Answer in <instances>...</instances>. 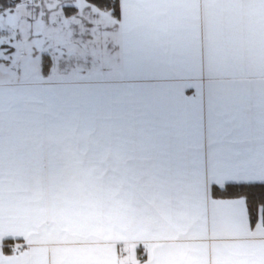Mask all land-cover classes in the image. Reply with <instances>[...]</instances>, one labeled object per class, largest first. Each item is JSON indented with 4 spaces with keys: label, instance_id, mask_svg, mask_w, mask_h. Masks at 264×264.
<instances>
[{
    "label": "crops",
    "instance_id": "obj_1",
    "mask_svg": "<svg viewBox=\"0 0 264 264\" xmlns=\"http://www.w3.org/2000/svg\"><path fill=\"white\" fill-rule=\"evenodd\" d=\"M89 12L88 51L0 81V264H264L261 218L210 192L264 183V0Z\"/></svg>",
    "mask_w": 264,
    "mask_h": 264
},
{
    "label": "rangeland",
    "instance_id": "obj_2",
    "mask_svg": "<svg viewBox=\"0 0 264 264\" xmlns=\"http://www.w3.org/2000/svg\"><path fill=\"white\" fill-rule=\"evenodd\" d=\"M19 2L14 10H0V81L4 83L14 82L20 79L21 75L23 79H38L40 61L31 56L35 49L55 53L56 45L68 40L76 51L83 53L88 51L92 41L90 36L94 30L98 31L93 23L99 22L98 18L90 15L89 11L93 10L96 14L107 18L111 16L110 13L91 6L86 0H19ZM64 6L77 7L81 13L85 11L83 15L77 17L78 25L72 29L68 28V22L62 11ZM87 15H90L89 22L82 23L88 18ZM102 35L109 36V30L103 28ZM92 52L94 53L93 49ZM109 53L108 49H103V54ZM78 58V54L72 57V64L77 63ZM95 62V60L90 62L83 59L81 65L88 69ZM63 66L58 68L60 72ZM56 72L57 68L54 70V75ZM67 72L74 73L71 67ZM71 76L78 75L71 74Z\"/></svg>",
    "mask_w": 264,
    "mask_h": 264
},
{
    "label": "trees",
    "instance_id": "obj_3",
    "mask_svg": "<svg viewBox=\"0 0 264 264\" xmlns=\"http://www.w3.org/2000/svg\"><path fill=\"white\" fill-rule=\"evenodd\" d=\"M90 5L95 6L103 12L110 13L114 18L120 19V0H86ZM19 0H0V10H14ZM77 13L76 7H65L64 12L67 16L70 13ZM53 60L50 55L42 56V74L48 77L51 73ZM211 195L217 199H243L246 203L248 215L252 225H255L261 218L264 225V183H240L228 184L225 187H211Z\"/></svg>",
    "mask_w": 264,
    "mask_h": 264
},
{
    "label": "built area",
    "instance_id": "obj_4",
    "mask_svg": "<svg viewBox=\"0 0 264 264\" xmlns=\"http://www.w3.org/2000/svg\"><path fill=\"white\" fill-rule=\"evenodd\" d=\"M121 255H122L123 257H125V256H126V253L123 252ZM140 258L143 259V258H144V255H141Z\"/></svg>",
    "mask_w": 264,
    "mask_h": 264
}]
</instances>
